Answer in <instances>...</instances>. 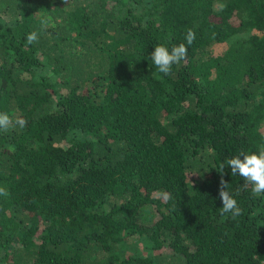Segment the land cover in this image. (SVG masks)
Returning <instances> with one entry per match:
<instances>
[{
	"label": "trees",
	"instance_id": "trees-1",
	"mask_svg": "<svg viewBox=\"0 0 264 264\" xmlns=\"http://www.w3.org/2000/svg\"><path fill=\"white\" fill-rule=\"evenodd\" d=\"M0 113V264H264V195L226 165L219 196L264 146V0H0Z\"/></svg>",
	"mask_w": 264,
	"mask_h": 264
},
{
	"label": "clouds",
	"instance_id": "clouds-1",
	"mask_svg": "<svg viewBox=\"0 0 264 264\" xmlns=\"http://www.w3.org/2000/svg\"><path fill=\"white\" fill-rule=\"evenodd\" d=\"M187 45H191L195 39V33L189 29L186 34ZM38 40V33L32 31L27 35V43L32 44ZM187 46L185 43L174 45L169 49L163 44H156L151 53V60L159 73L169 75L173 64L180 63L187 56ZM13 121L7 113H0V130L7 131L12 126ZM15 124L20 128L26 126L27 121L23 118L15 120ZM231 167V175H239L243 178V187L251 186V193L254 197L264 195V146H260L256 151H241L235 156L226 159L219 166L221 173L219 196L222 200V214H231L232 218L242 214L237 200L228 191V183L223 178L225 166ZM9 193L6 188L0 187V196H7ZM236 195H239L237 191Z\"/></svg>",
	"mask_w": 264,
	"mask_h": 264
},
{
	"label": "rangeland",
	"instance_id": "rangeland-1",
	"mask_svg": "<svg viewBox=\"0 0 264 264\" xmlns=\"http://www.w3.org/2000/svg\"><path fill=\"white\" fill-rule=\"evenodd\" d=\"M3 18L5 19L4 23L7 25L12 24L13 20L15 19L11 15H4ZM227 47H228V43H214L210 46L209 52L204 54L202 57H200V60H206L210 57V55L213 54L219 55L223 53L227 49ZM47 69L49 68L44 67L41 69V72L49 75L50 72ZM154 196L156 198L162 199L163 201H165V199L167 198V194L164 192H155ZM157 252L165 253V254L174 253V251L169 247H165L158 251L153 250L148 242L141 240L137 236H135L133 239L131 238L126 246V254L131 256H153Z\"/></svg>",
	"mask_w": 264,
	"mask_h": 264
}]
</instances>
